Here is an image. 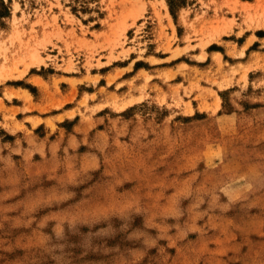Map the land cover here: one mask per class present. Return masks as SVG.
Instances as JSON below:
<instances>
[{"label":"rangeland","instance_id":"obj_1","mask_svg":"<svg viewBox=\"0 0 264 264\" xmlns=\"http://www.w3.org/2000/svg\"><path fill=\"white\" fill-rule=\"evenodd\" d=\"M0 264H264V0H0Z\"/></svg>","mask_w":264,"mask_h":264}]
</instances>
